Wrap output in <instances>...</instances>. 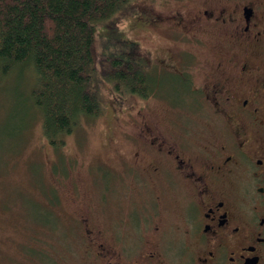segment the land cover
Wrapping results in <instances>:
<instances>
[{
    "label": "flooded vegetation",
    "instance_id": "af4514ba",
    "mask_svg": "<svg viewBox=\"0 0 264 264\" xmlns=\"http://www.w3.org/2000/svg\"><path fill=\"white\" fill-rule=\"evenodd\" d=\"M173 11L115 21L163 34L162 45L108 31L122 52L102 74L138 70L145 93L116 95L119 108L134 96L135 113L119 166L105 162L130 183L99 178L100 213L82 215L86 247L74 264H264V0H180ZM154 102L167 112L162 127L146 112ZM155 190L180 194L176 221Z\"/></svg>",
    "mask_w": 264,
    "mask_h": 264
},
{
    "label": "rangeland",
    "instance_id": "374dc122",
    "mask_svg": "<svg viewBox=\"0 0 264 264\" xmlns=\"http://www.w3.org/2000/svg\"><path fill=\"white\" fill-rule=\"evenodd\" d=\"M179 1L133 0L127 7L130 10L119 15L132 19L131 14L134 16L137 10L143 9L167 15L175 12L173 10L178 8ZM126 19L118 20L117 25L111 23L116 18L98 24L96 36L101 62L107 57V52L113 57L122 52L118 44L122 42L111 39L108 33L112 29H122L131 38L138 33L145 36L141 40L143 48L151 47V43H165L163 34L134 29ZM109 44L110 51L106 50ZM21 74L19 70L9 75L0 73V264H23L20 263L22 257L29 264H51L48 261L50 258L56 260L55 264H74L82 259L86 247L82 234L86 224L81 219L82 215L89 209L95 214L100 213L97 210L99 196L95 194L100 189L99 178L104 174L110 175L106 162L119 166L117 151L125 149L122 142L124 131L126 135L131 131L130 120L135 113L132 105L134 96L128 95L122 106L124 109L119 111L118 93L110 90L115 91V88L106 77L108 74L101 73L99 64L97 83L105 111L90 121L83 119L81 126L67 134V151L63 155L66 169H62L60 152L52 148L44 137L41 118L34 117L29 100L30 89ZM165 92L167 95L173 94V89L168 87ZM162 107L154 102L151 109H146L148 112L154 108L152 115L161 127L167 114ZM127 149L130 150V147ZM56 161L59 163L58 170L53 168ZM114 166H111L112 169H115ZM113 177L117 178L115 175ZM116 181L121 185L130 183L129 177L123 174L118 175ZM119 190L118 194H122L124 186H120ZM148 194L157 195L156 199H159L161 209L166 210L165 216L171 223L177 220L180 204L178 192L155 190ZM108 195L112 197L115 193L108 192ZM111 201L106 202V207ZM49 206L55 208L56 223L59 225H55V231L47 229L41 232V228L31 223L54 222L53 212L46 210ZM37 234L43 236L38 242L35 238ZM37 250L42 253L36 254L41 257L47 255V260L37 257L34 254Z\"/></svg>",
    "mask_w": 264,
    "mask_h": 264
},
{
    "label": "trees",
    "instance_id": "16d2710c",
    "mask_svg": "<svg viewBox=\"0 0 264 264\" xmlns=\"http://www.w3.org/2000/svg\"><path fill=\"white\" fill-rule=\"evenodd\" d=\"M131 2L133 0H0V73L9 75L16 70L22 73L30 89L34 117L41 118L44 137L60 152L62 169H66L63 155L67 151V134L81 126L83 119L90 121L105 111L97 83L98 66L102 64L97 26L117 19L120 12L129 11L127 7ZM106 50L110 51V44ZM114 68L112 75L106 76L116 87L115 91L110 88L113 93H122V87L145 93L140 71L122 69L118 64ZM121 110L123 108H119ZM58 167L56 161L53 168L58 170ZM109 179L114 181L113 175H109ZM50 209L54 222L31 223L41 228V232L55 231V225H59L55 208L49 206L46 210ZM35 238L38 242L43 236L37 234ZM34 252L41 257L36 254L39 250ZM41 258L45 261L48 257L43 254ZM21 259L20 263L29 264L24 257ZM48 261L56 262L51 258Z\"/></svg>",
    "mask_w": 264,
    "mask_h": 264
}]
</instances>
